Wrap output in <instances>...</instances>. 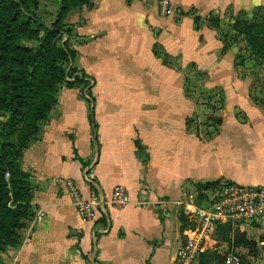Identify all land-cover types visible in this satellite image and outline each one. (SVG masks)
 I'll return each instance as SVG.
<instances>
[{"label": "crops", "instance_id": "1", "mask_svg": "<svg viewBox=\"0 0 264 264\" xmlns=\"http://www.w3.org/2000/svg\"><path fill=\"white\" fill-rule=\"evenodd\" d=\"M98 4L70 42L75 66L109 85L107 120L97 123L98 155L88 116L85 125L72 104L63 105L24 154L22 166L35 187L32 219L20 245L1 255L3 264H173L187 231L181 216L195 206L197 185L264 188V66H251L249 53L242 60L243 39L240 46L231 39L224 43L219 33L228 22L234 37L231 26L237 18L251 20L264 12V0H169L166 11L152 0ZM212 16L220 20L218 29L209 24ZM155 46L169 65L154 56ZM88 62H94L95 73L83 65ZM185 84L223 94L221 113L214 116L221 124L213 136L191 123L203 113L187 97ZM68 183L85 199L93 186L105 197L121 186L128 205L106 208L97 221H83ZM232 228L247 239L257 236L252 241L263 259L253 258L252 264H264V243L257 240L264 235V222ZM238 251L249 255L214 235L204 253L214 254L210 264H224L226 253ZM244 260L250 264L252 259Z\"/></svg>", "mask_w": 264, "mask_h": 264}, {"label": "trees", "instance_id": "2", "mask_svg": "<svg viewBox=\"0 0 264 264\" xmlns=\"http://www.w3.org/2000/svg\"><path fill=\"white\" fill-rule=\"evenodd\" d=\"M27 2L28 0H0V114L2 112L7 114V120L0 129V174H8L11 190L9 192L4 178H0V256L8 248L18 245V235L15 229H19L22 224L20 222L28 218L33 197L34 187L28 182L27 176L19 172L16 163L21 157L25 140H32L39 136L40 123L48 119L49 111L55 103V92L66 78L65 71L61 76V82L56 79L55 66L58 63L56 59L70 63L75 61L76 57V53L74 51L72 53L66 44L62 48L53 45V41L60 35V32L37 24L36 20L26 13ZM196 22L198 24L199 20L197 19ZM209 24L218 29L220 20L212 16ZM34 27L37 30H33ZM31 28L35 33L39 30L44 32L39 47L34 50L19 47L15 43L16 36L20 33L27 34ZM231 31L235 34L231 38L232 41L243 39L250 58L255 62L264 61V12L255 13L251 20L244 16L237 18L231 26ZM67 33L70 32L67 31ZM222 38L226 43L225 36ZM153 54L164 65H169L167 56L161 48L155 46ZM79 73L81 79H77L75 84L67 83L70 89L79 88L80 85L87 84L89 80L95 84L94 79L84 71L80 70ZM90 86L84 87L83 90H87ZM221 101L223 103L224 96ZM86 102L93 146L94 142L98 143V124L94 113L96 101L89 97ZM219 119L212 116L209 121L218 128ZM14 135L17 136L16 145H20V148L9 145V140ZM135 145L141 148L139 141H136ZM80 163L85 168L86 164L82 161ZM219 185V182L197 185V198ZM93 190L96 192V187L93 186ZM10 193L11 198H9ZM12 198L13 208H10L8 203ZM183 221L185 223L181 216V222ZM2 235L5 237L4 242H2ZM214 235L219 242H227L230 248L246 249L249 255L256 251L257 243L247 239L245 234L233 230L230 223L219 226ZM92 246H95V242ZM211 260H215L214 254L206 252L199 257L197 264H210ZM0 264H2L1 261ZM240 264L249 263L243 259Z\"/></svg>", "mask_w": 264, "mask_h": 264}, {"label": "rangeland", "instance_id": "3", "mask_svg": "<svg viewBox=\"0 0 264 264\" xmlns=\"http://www.w3.org/2000/svg\"><path fill=\"white\" fill-rule=\"evenodd\" d=\"M99 3V0H28V2L26 3V13L33 19L36 20L37 24L39 25H43L48 27L51 30H58L60 32V35L58 37L55 38V40L53 41V45L54 46H60L61 48L64 46V44H66V47L71 51L72 53L73 51L75 52V49L72 47L71 48V38H73V33L76 31V29L80 28L83 23L85 22V17L88 14V11L93 10L95 7H97V5ZM228 22L224 23V25H222L220 27V36L224 37L227 40H230L232 37V35H230V30L228 29ZM33 30H37L36 27L33 28ZM32 30V28L27 32V34L25 33H20L18 36H16L15 38V43L17 45H19V47L22 48H26V49H30V50H34L37 47H39L41 39L44 36V32L39 30L37 33H35ZM67 31H69L70 33L68 34ZM79 39V38H78ZM92 39H86L83 42H88L91 41ZM80 41V40H79ZM79 41L77 42V44L79 43ZM227 42V41H226ZM241 41H239L238 39L234 40V45H238L240 46ZM80 44V43H79ZM245 45L242 46L240 48V52H244V55H242V60H245L244 58L246 57V55H248V50L245 49ZM76 53V52H75ZM250 57V54H249ZM77 59V53H76V57L75 60ZM58 61V63L55 66V76L56 79L61 82L62 80V74H64V72L66 71V78H64L63 83L59 86V88L57 89V91L55 92V103L52 106V108L49 111V117L48 119H46L45 121L40 123V133L38 134L39 136L35 139L32 140H25V145L22 148L21 151V157L18 159L17 163H16V167L19 170V172H21L22 174H24L25 176H27V180L28 182H30L32 184V186L34 187V181L32 180V176L30 171H28L29 169L27 167H25L23 164V157L25 152L28 150L31 142L36 141L37 139H39V137H41V133L43 132V129L45 128V126L50 123L53 119H57L58 116L60 115V110L62 109L63 105L66 106L68 105H73L74 107V111H75V115L76 118L82 122L84 121V124L86 125V117L88 116V112L87 114L85 113V115H83L84 109L86 111H88V105L86 102V99L88 100L89 97L90 98H94V100L96 101V98H98L97 100L100 101V105L96 106L95 108V120L99 125H102L104 122H106L107 120V100L109 98V85L106 81V79L101 78L102 76H97L96 79H94L95 84H93L92 81H87L85 85H80L79 88H75L74 89H70V87L67 86V83L70 84H75L77 79H81V75L79 73V71L81 69H79L78 67L75 66V61L73 62H62L59 60V58L56 59ZM168 62V60H167ZM261 63V66H264V61H254L252 58H250V65L254 66L257 65V63ZM87 67V69L89 71H92L93 73V67H94V62H88L87 64H83ZM73 70H75L73 72ZM83 71V70H82ZM98 75V74H97ZM89 76V75H88ZM99 77V78H98ZM88 85H91L90 88H88L87 90H83L84 87H87ZM262 86L264 87V83L262 84ZM71 91H76L73 92V94L71 93ZM185 92L187 94V97L190 99L191 103L195 106V107H200L201 108V112L203 113V117L201 118L200 121H198V116L195 119H192L191 123H196L194 125H196L197 129L200 128L201 132L203 135H205L206 137H211L215 134L217 127L213 126L211 121L207 120L206 118L209 116H215V115H220L221 113V106H222V98H223V94L220 92H210V93H205V92H200L198 84H187L185 86ZM95 94V95H94ZM96 96V98H95ZM264 98V95H263ZM257 101H260L259 98H257ZM261 103L262 100H261ZM96 105V102L95 104ZM86 107V108H85ZM87 115V116H86ZM7 120V114H4L3 112L0 114V129L2 127V124ZM17 144V136L14 135L10 138L9 140V145H15V146H20V145H16ZM93 150H94V154L98 155V150H99V142H94L93 144ZM20 148V147H19ZM4 170H8V168H4ZM4 178L5 184H7V188L9 190V192L11 191L9 189V176L7 173H4V175L0 174V178ZM34 193H35V187L34 190L32 191V195L34 197ZM33 197L31 202L33 201ZM9 198H11V193L9 195ZM204 201V195L202 197L199 198H195L193 200V204L195 206H200V204H202ZM13 202V198L10 200V202L8 203V206L10 208H13V205L11 204ZM30 202V204H31ZM29 204V203H28ZM42 215L39 214L38 215V220L41 219ZM32 219L31 216V207H29V216L27 219L22 220L20 222L21 226L19 229H15L16 230V235H18V245H20V241H21V234H22V230L25 229V227L27 226V223L30 222ZM185 220V227L188 229L191 227L190 224V220L189 217L186 215V218H184ZM257 236H255V234L253 236H249L250 240H253L254 238H256ZM2 238V242H4V236H1ZM259 239V243H264V235L260 238H257V240ZM235 254H237L241 259H246V258H251L252 260H250V264H252L253 262V258L254 260L257 262L258 260H262V249L259 251H255L252 255H248V253H242L241 251L238 252H233ZM2 256H0L1 259ZM2 262V260H0ZM248 262V261H247ZM3 264V263H2Z\"/></svg>", "mask_w": 264, "mask_h": 264}, {"label": "built area", "instance_id": "4", "mask_svg": "<svg viewBox=\"0 0 264 264\" xmlns=\"http://www.w3.org/2000/svg\"><path fill=\"white\" fill-rule=\"evenodd\" d=\"M152 1L163 11L167 10L169 0ZM67 189L79 218L86 222L97 221L106 208L121 210L129 202L127 191L121 186H116L109 197L92 191L87 199L72 183L67 184ZM204 196L200 206L189 210L191 227L184 234L185 240L178 248L173 264H197L221 225L230 223L235 227L238 224L264 222V188L224 183L206 191ZM239 263V256L233 253L224 255V264Z\"/></svg>", "mask_w": 264, "mask_h": 264}, {"label": "water", "instance_id": "5", "mask_svg": "<svg viewBox=\"0 0 264 264\" xmlns=\"http://www.w3.org/2000/svg\"><path fill=\"white\" fill-rule=\"evenodd\" d=\"M218 123L221 124V121H219Z\"/></svg>", "mask_w": 264, "mask_h": 264}]
</instances>
